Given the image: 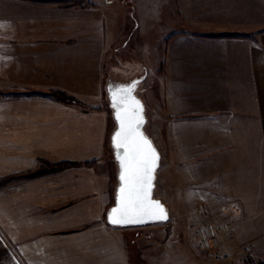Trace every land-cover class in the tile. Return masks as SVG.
I'll return each mask as SVG.
<instances>
[{
	"label": "crops",
	"instance_id": "obj_1",
	"mask_svg": "<svg viewBox=\"0 0 264 264\" xmlns=\"http://www.w3.org/2000/svg\"><path fill=\"white\" fill-rule=\"evenodd\" d=\"M77 1L0 0V180L42 161L77 164L0 186V264H133L126 234L106 223L117 177L105 86L116 45L128 44L123 11ZM172 1L188 31L165 55V109L174 142L192 144L188 164L204 159L187 169V203L234 205V233L248 239L264 226V30L238 34V14L264 12V1Z\"/></svg>",
	"mask_w": 264,
	"mask_h": 264
},
{
	"label": "rangeland",
	"instance_id": "obj_2",
	"mask_svg": "<svg viewBox=\"0 0 264 264\" xmlns=\"http://www.w3.org/2000/svg\"><path fill=\"white\" fill-rule=\"evenodd\" d=\"M63 1L70 3L72 0ZM71 3L77 4L78 1L73 0ZM116 3L123 11L120 26L126 34L119 41L128 44L116 45V55L107 64L106 78L126 83L145 74L136 96L145 106L144 132L160 154L154 198L160 200L169 212L166 223L120 228L126 234L127 244L130 243L133 248L132 261L134 264L140 260L143 264L156 260L158 264L264 263V226L257 229L256 236L241 240L234 233L238 229L234 223L237 215L234 205L223 206L222 203L209 201L187 203L190 181L194 175H190L187 169L191 168V172L200 170L204 159L199 157L191 160L196 164H188L187 151L192 144L183 139L174 142L171 137V117L165 109V55L171 50L169 43L173 36L188 31L177 17L173 1L149 0L153 6H147V10L151 11L150 7L153 11L155 9L159 14L157 18L153 11L151 14L140 12L135 0H116ZM238 16L241 20L238 21V34H255L257 30H264L263 10L242 12ZM144 18H147L146 24H142ZM139 21L141 23L136 24ZM247 22L258 24H245ZM182 131L181 138L189 137L186 126ZM177 152H182L183 156H178ZM167 248L171 252H166Z\"/></svg>",
	"mask_w": 264,
	"mask_h": 264
},
{
	"label": "snow or ice",
	"instance_id": "obj_3",
	"mask_svg": "<svg viewBox=\"0 0 264 264\" xmlns=\"http://www.w3.org/2000/svg\"><path fill=\"white\" fill-rule=\"evenodd\" d=\"M133 87L112 91L113 107L117 109L116 118L120 122V131L113 141L118 151L123 149V155L119 156L122 182L119 207L113 208L109 214V220L114 225L136 223L146 216L166 219L159 202L150 200L157 156L150 141L139 131L143 120L139 101L131 96Z\"/></svg>",
	"mask_w": 264,
	"mask_h": 264
},
{
	"label": "water",
	"instance_id": "obj_4",
	"mask_svg": "<svg viewBox=\"0 0 264 264\" xmlns=\"http://www.w3.org/2000/svg\"><path fill=\"white\" fill-rule=\"evenodd\" d=\"M145 78V74L141 77H137L134 78L126 83H120L116 80H114V78H109L107 79L106 82V86H105V91H106V95H107V99L110 105V108L112 110V116H113V120L115 123V128L111 134L110 137V147L112 150V154H113V159L114 162L116 164V168H117V186L115 188V195H114V204L107 210L106 213V223L109 226L112 227H116V228H129V227H140V226H145V225H150V224H154V223H166L169 219V212L166 208V206L158 199L154 198V190H155V183H156V172L159 168V164H160V154L159 151L155 148L154 144L152 143L151 139L149 137L146 136L145 132H144V128L146 125V117H145V106L143 104V102L136 96V91L140 85V83L142 82V80ZM130 86H134L131 92V96L135 98V100L139 101V104L141 106V110H140V116L142 117L143 123L140 126L139 131L142 133V135L151 143V147L155 150L157 159L155 162V168L154 171L152 173L153 179H152V188H151V192H150V200L153 202H159V204L163 207L165 215H166V219H154L151 217H144L142 220H140L139 222L136 223H132V224H117L114 225L110 222L109 220V214L111 213L113 208H118L119 207V196H120V188H121V180H120V174H121V164H120V159L119 156L123 155V149H120L119 151L116 149L114 141H113V137L115 136V134L120 131V122L117 120L116 115H117V109L113 107V102H112V91L118 88H127Z\"/></svg>",
	"mask_w": 264,
	"mask_h": 264
},
{
	"label": "trees",
	"instance_id": "obj_5",
	"mask_svg": "<svg viewBox=\"0 0 264 264\" xmlns=\"http://www.w3.org/2000/svg\"><path fill=\"white\" fill-rule=\"evenodd\" d=\"M44 95L46 97H49L50 99H53V100H56V101H60V102H63V103H68V104L69 103H76V101H74L71 98L66 97V95H64V94H62L60 92L51 91V92H48V93H46ZM75 165H77V164H72V163L50 164L48 162L42 161L38 170H36L34 172H30V173H26V174H22V175L13 176V177H10V178L2 179V180H0V186L4 185L7 182L12 181V180H28V179H32V178H36V177L42 176V175L47 174V173H57V172L65 170V169H68L70 167H73ZM126 240H127V237H126ZM127 245L129 247V252H130V260L134 264V262L132 261V258H131V253H132L131 249H133V248H132L130 243H128ZM138 257H139V255H138ZM137 262L135 264H143L141 262V260L138 263ZM259 264H264V263H259Z\"/></svg>",
	"mask_w": 264,
	"mask_h": 264
}]
</instances>
